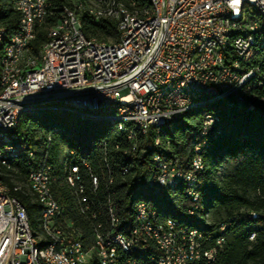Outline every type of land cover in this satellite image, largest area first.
<instances>
[{"label": "trees", "instance_id": "16d2710c", "mask_svg": "<svg viewBox=\"0 0 264 264\" xmlns=\"http://www.w3.org/2000/svg\"><path fill=\"white\" fill-rule=\"evenodd\" d=\"M13 1L0 0V26L5 29L7 40L17 30L20 22V14L12 7ZM68 1L49 0L51 15L42 26L36 28V37L29 44L32 54L38 55L47 39L48 30L60 19L62 7ZM132 1L137 4L147 2ZM255 17L258 15H252V18ZM80 21L87 37L104 42H108L110 37L117 40L118 31L114 22H94L85 16ZM261 33L264 36V23H261ZM258 65L260 74L251 83L252 88L244 92L245 100L253 109L239 108L233 99L229 102L221 101L219 106L205 113L199 112L201 108H198L166 128L161 138L162 146L166 147L169 143L173 160L182 163L180 169L187 171L197 139L194 136L201 130L205 114H215L220 118V134L215 139H207L209 147L201 153L204 170L198 176L201 183L200 205L204 209L203 216L208 215V224L201 222L197 226L211 235L219 224L228 223V228L223 233L224 247L220 253L223 264H264V83L258 86L256 82L258 79L264 80V48L261 49ZM14 134L15 142L24 151L9 167L0 165V183L6 188L8 195L17 198L25 207L30 226L35 231L38 223H42V206L35 201L29 189V193H26L16 184H26L31 168L36 167L46 154L52 167V192L63 208L61 217L53 222L55 226L67 231L71 241L83 240L85 244H90V235L98 220H88L85 215H80L78 196L63 183L64 170L70 162L86 160L91 170H94L93 173L100 174L103 162L106 161L114 173L112 185L108 188L101 187L94 194L89 190L88 181L84 182L88 187L86 196L90 202V210L98 213L103 225L107 221L108 197L121 221L118 232L128 231L134 209L140 202L148 203L161 220H187L185 211L189 203L183 186L174 192H159L149 190L145 183L152 156L162 149L152 145L154 129L149 130L145 143L141 141L139 144V148L145 146L148 149L147 155L141 156L137 152L134 158L127 155L130 141L114 126L66 112L25 113ZM27 155L34 158L32 167L27 165ZM127 167L131 168L129 173L122 175L121 172ZM150 193L153 195L150 196ZM90 212L87 211L86 215ZM252 213L258 217L252 218ZM213 234L214 238L219 236V233ZM251 235H255L252 241ZM44 245L46 242H41L39 247ZM146 256L139 258L144 264H149ZM92 264H97L96 260L93 259Z\"/></svg>", "mask_w": 264, "mask_h": 264}, {"label": "bare ground", "instance_id": "6f19581e", "mask_svg": "<svg viewBox=\"0 0 264 264\" xmlns=\"http://www.w3.org/2000/svg\"><path fill=\"white\" fill-rule=\"evenodd\" d=\"M68 2L67 5L62 7L60 19L48 30L47 39L42 45L38 55L32 54L29 44L36 37V28L40 25L42 26L46 18L51 15L49 0H44L43 11L40 12V22L38 11H33L32 8H14V5L20 4L21 0L12 2L13 9L20 14V22L18 25L23 31L32 32V35L26 36L24 48L21 53L17 55V47L12 46H19L22 44L20 29L17 28L7 40L5 29L0 26V80H4L1 82V90H9L14 84L20 82V77L28 73L32 65V60H35L37 68H45L48 58V42L55 38H58V40H66L68 34L73 31V21L75 22L76 33L79 36V40L85 42L86 45L92 48L102 49H112L123 46L124 31L122 30H117L118 37L117 40L113 42H104L93 37L89 38L83 33L80 19L83 16L90 18V10L102 11V18L114 19V17H116V20H112V22L116 24L117 28L128 26V23L151 22L157 17L156 0H147L144 4H137L132 0H69ZM122 7L124 11H122ZM246 7L251 8L250 11H246ZM68 11L70 12L71 20L68 18ZM250 14L258 15V17L252 18V21L257 22L261 27V23H264V6L256 4V0H238L236 13L231 16H228V14H219V16H217V23L225 24L226 26H241L249 22ZM249 41L248 47L241 48V66L234 69V76H242L243 74L251 73H249L246 78H242L238 81L236 93H230V87L226 82H216L214 84V90H211V88L199 87L197 84H187L184 86L182 85V80L176 79H168L162 83H157L153 89L149 90V97H154L155 100H161V102H168L173 96L195 101L185 105L182 114L175 119H169L164 123H154L150 125V129H154L152 145L157 148H162L161 152L155 153L151 159V167L148 176H150V182L152 184H159L162 177V170H165L166 167L175 163L171 156L172 152L170 151L171 148H169V143H167L166 147L162 146L161 138L163 132L166 128H170L172 124L180 121L186 113L205 107L212 102H229L231 99L236 102L237 106L249 104L248 108L253 109V106L245 100L244 92L252 88L251 83L260 74L258 61L261 49L264 48V36L261 33V29L255 31H230L225 33L223 42H215L214 35L203 36V46L212 47V45H214V49H217V56L219 57H228L231 52H236L238 50L241 43ZM197 55L198 48H191L190 58H197ZM9 64L10 69L7 71L6 67ZM256 82L258 86H261L264 80L258 79ZM237 94L241 101L237 100ZM144 107L145 110H153V99L144 98ZM123 109H125V111H134V104L128 100H117L116 102L92 105V103H83L82 101H70L62 97V95L52 96V99H47L43 101V103H37L36 100H28L26 101V109H20L16 112V115H13L10 121L11 134H9V126H0V165L9 167L12 162L18 160L19 156L24 151V148L15 142L14 134L22 115L25 113H40L43 111L66 112L77 115L83 119L104 121L114 126L119 132L126 135V138L130 141L131 146H129L130 148L127 155L134 158L132 153L136 150V143L138 147L141 141L145 143L144 140L147 137V129L144 127V119H142V116L133 114H126V118L108 116V114H122ZM212 121L217 123H214L213 126L209 128V133L207 135L198 136L193 145V156L189 170L183 171L180 169L178 178L166 180L156 187L146 184L149 190L159 192H174L178 187L183 186L186 190L187 197L190 196L191 205L195 209V218H191V205L188 204L185 211L187 217L185 222L174 219L161 220L155 210L150 208L149 212V221L153 222L155 231H167V223L171 224L173 227H180L182 239L180 240V235H173V242H175V247L181 249L184 264H206V258L200 257L201 239L199 235L208 236L209 234L204 232V230L202 231L197 224H201V222L208 224L206 217L208 215L203 216L204 209L200 205L201 183L198 176L199 173L204 170L201 153L204 149L209 147L207 139H215L220 134V118L210 113L205 114L200 131H207V122ZM147 147H150V145ZM137 152H140L141 156H146L148 149L144 146L142 148H137ZM25 158L28 160V164L32 162V156L27 155ZM39 163L40 174L42 175L39 177V185H42V187L38 185L37 181L29 179V177L27 178V187L34 196L35 201L42 206L41 221L45 238L37 239L38 235L30 226L25 207L17 198L8 195L6 188L0 183V196L5 197L7 201H13L22 209V211H15V218L26 221L28 240L29 242H33L29 249V260L34 264H85L74 257L79 255V258H82V261H86V264H92L93 259L96 260L97 264H119L113 262L111 255L106 253L105 246L97 245L99 242L98 224L94 225L90 235L91 248H87L83 240L71 241L67 231L65 232V230L54 225L53 220L61 217L63 208L55 200L52 192V167L48 163L47 154L41 158ZM87 166V175L92 176L90 178L78 180V172L85 171V161L76 163L70 162L64 170L65 175L63 177V183L78 196L79 206H77L79 207L78 212L80 215H85L88 220H97L91 212L88 216L86 215L87 211H89V204L87 202L89 199L87 196L85 198L84 189H82V187H87L84 184L87 180L90 188L89 190L93 194L101 187L108 188L113 183L114 173L111 171L106 161L103 162L100 174L93 173L94 170H91L88 163ZM130 169V167L124 168L121 174L127 175ZM144 203L146 202H140L136 205L130 228L126 233H123L117 231L121 221L115 206L112 204L110 197H108L106 208L107 221L106 225L102 224L101 239L111 240L112 237L119 238L121 241H112L113 249L123 250V254L128 257L130 261L138 262V264H144L139 257L147 255L148 257H146L152 264V259L154 258L153 249L156 248V239L150 235L140 236V211ZM23 211H26V213ZM227 228L228 224H224L223 229H220V236H224L223 233ZM212 235L214 234L212 233ZM139 236L140 243L145 246L142 250L135 245V242H132V237ZM254 236L255 235H251V241L254 239ZM63 240L67 246L71 247V252H63ZM212 240H219V236L216 238L212 236ZM41 242H46V245H44V247H39Z\"/></svg>", "mask_w": 264, "mask_h": 264}, {"label": "built area", "instance_id": "2783aa9c", "mask_svg": "<svg viewBox=\"0 0 264 264\" xmlns=\"http://www.w3.org/2000/svg\"><path fill=\"white\" fill-rule=\"evenodd\" d=\"M156 2L155 20L147 23H128V26L116 29L124 31V44L117 48L102 49L86 45L79 40L73 21V31L68 34L66 40L55 38L48 42L45 68H37L35 60H32L28 73L20 77V82L9 90H1V82L4 80H0V126H9L11 134L10 121L18 110L26 109V101L36 100L37 103H43L47 99H52V96L62 95L70 101H82L92 105L128 100L134 104V111L123 109L122 114L108 116L125 118L126 114L142 116L149 136L150 125L175 119L182 114L185 105L195 102L178 96H173L168 102L149 97V90L157 83L176 79L182 80L184 86L197 84L199 87L214 90L216 82H226L230 87V93H236L238 81L251 73L234 76V69L241 66V48L248 47L251 40L241 43L238 50L231 52L228 57H219L214 45L203 46V36L214 35L215 42H223L225 33L230 31L261 29L257 22L252 21V14L248 23L241 26H226L217 23V16L235 14L238 0H156ZM43 3L44 0H21L14 8H32L33 11H38L40 22ZM256 4L264 6V0H256ZM68 18L71 20L69 11ZM90 19L99 22L116 20V17L102 18V11L90 10ZM17 28L22 35V44L12 47H17L18 55L24 48L26 36L32 35V32L23 31L19 25ZM191 48H198L197 58H190ZM9 69L10 64L6 67L7 71ZM144 98L153 99V110H145ZM237 100L241 101L238 94ZM214 123L217 122H207V131H199L194 137L207 135ZM137 148L139 147L136 143V150L132 156L137 153ZM84 161L85 171L78 172V180L92 176L87 175V161ZM31 163L27 165L32 167ZM181 165L182 163L175 160V163L162 170L159 184H152L150 176L145 177V183L156 187L166 180L178 178ZM40 176L42 175L38 163L36 167L31 168L28 177L37 181L39 185ZM86 188L88 187H82L85 198ZM187 199L191 205L190 196ZM87 202L89 211L98 220L97 245L106 247V253L111 255L113 262L138 264L130 261L123 254V250L112 248V241H121L119 238L101 239V220L97 212L90 210V203L88 200ZM15 211L22 209L13 201H7L5 197L0 196V264H34L29 260V249L33 242L28 240L26 221L16 219ZM149 212L148 203H144L140 211V236L150 235L156 239L152 264H184L181 249L175 247L173 242V235H180V240L182 239L180 227H173L167 223V231H155L153 222L149 221ZM255 217L258 215L252 213V218ZM191 218H195V209L192 205ZM224 224L228 223L219 224L212 232L219 233V240H212V234L199 235L200 257L206 258V264H223L220 261V253L224 247V236H220V229H223ZM140 236L132 237V242L142 250L145 246L140 243ZM63 244V252H71V247L67 246L64 240ZM74 257L86 264L79 255Z\"/></svg>", "mask_w": 264, "mask_h": 264}, {"label": "rangeland", "instance_id": "374dc122", "mask_svg": "<svg viewBox=\"0 0 264 264\" xmlns=\"http://www.w3.org/2000/svg\"><path fill=\"white\" fill-rule=\"evenodd\" d=\"M250 9L251 8H249V7L247 8L246 7V11H250ZM113 41H114V38H111V37L108 38V42H113ZM219 104H220L219 102H212V103L206 105V107H201V109L199 110V112L205 113L209 109L216 108L217 106H219ZM32 114H36V113H32ZM33 159L34 158L32 156V160ZM26 185H27V180H26V184H25V182H18L16 184L17 187H21V189L23 191H25L26 193H29L28 188L26 187ZM149 195L151 196L153 194L150 193ZM35 233L38 235L37 239H43V238H45V234H44V231H43L42 223H40V222L38 223L37 231H35ZM86 245H87V248H91V242H90V244H86Z\"/></svg>", "mask_w": 264, "mask_h": 264}, {"label": "water", "instance_id": "95a60500", "mask_svg": "<svg viewBox=\"0 0 264 264\" xmlns=\"http://www.w3.org/2000/svg\"><path fill=\"white\" fill-rule=\"evenodd\" d=\"M239 108L249 109L247 104L238 105Z\"/></svg>", "mask_w": 264, "mask_h": 264}]
</instances>
